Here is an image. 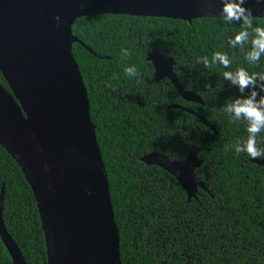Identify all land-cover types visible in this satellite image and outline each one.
Returning a JSON list of instances; mask_svg holds the SVG:
<instances>
[{"label":"trees","instance_id":"1","mask_svg":"<svg viewBox=\"0 0 264 264\" xmlns=\"http://www.w3.org/2000/svg\"><path fill=\"white\" fill-rule=\"evenodd\" d=\"M264 25V18H254ZM240 26L219 19L193 22L128 15L83 17L72 31L73 55L88 89L91 118L108 173L122 264H264V167L231 148L246 139V125L229 122L224 105L238 95L219 65L203 56L227 51L232 66L250 72L243 51L226 41ZM159 51L174 58L182 87L203 105L187 102L169 79L158 80L148 60ZM134 65L137 76L124 69ZM0 83L11 92L0 71ZM180 106L204 116L216 132ZM264 148V133L257 137ZM159 153L183 165L196 152L195 171L208 191L191 201L176 178L142 158ZM3 220L27 264H47L42 221L20 166L0 146ZM0 264L13 260L0 236Z\"/></svg>","mask_w":264,"mask_h":264},{"label":"water","instance_id":"2","mask_svg":"<svg viewBox=\"0 0 264 264\" xmlns=\"http://www.w3.org/2000/svg\"><path fill=\"white\" fill-rule=\"evenodd\" d=\"M254 18H264L249 0ZM218 0H0V146L20 166L39 209L47 264H122L120 234L107 169L91 118L88 89L73 55V34L83 17L128 15L193 22L218 19ZM61 17L56 26L55 16ZM148 60L158 80L169 79L190 103L202 98L186 91L174 71L175 60L159 51ZM180 108L216 132L193 110ZM142 162L177 179L189 200L208 191L195 171L196 152L183 165L157 152ZM252 163L264 167V159ZM47 166V170L46 167ZM5 187L0 195V236L13 264H27L4 220Z\"/></svg>","mask_w":264,"mask_h":264},{"label":"clouds","instance_id":"3","mask_svg":"<svg viewBox=\"0 0 264 264\" xmlns=\"http://www.w3.org/2000/svg\"><path fill=\"white\" fill-rule=\"evenodd\" d=\"M218 19L229 26H240L235 35L229 36L226 44L228 49L243 51L246 64L259 69L264 67V25L255 24L253 8L248 7L249 0H218ZM256 10H264V0H255ZM56 26L61 24V17L55 16ZM204 68L219 65L225 71L223 80L234 87L238 95L226 102L224 112L229 122H242L246 125V139L231 145L236 156H246L251 160L264 159V148L258 147L257 137L264 133V71L250 72L244 67L229 70L232 66L227 51H216L211 58L203 56L197 59ZM125 74L134 78L137 70L134 65L124 69ZM46 170H47V166Z\"/></svg>","mask_w":264,"mask_h":264}]
</instances>
